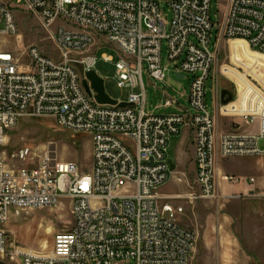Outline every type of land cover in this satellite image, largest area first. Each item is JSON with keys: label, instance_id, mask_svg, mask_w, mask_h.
Masks as SVG:
<instances>
[{"label": "built area", "instance_id": "2783aa9c", "mask_svg": "<svg viewBox=\"0 0 264 264\" xmlns=\"http://www.w3.org/2000/svg\"><path fill=\"white\" fill-rule=\"evenodd\" d=\"M225 1L223 37L243 41L250 50L264 55V0ZM211 2H169L173 19L167 32L158 0H0V261L191 264L196 234L168 215L175 212L171 207L160 206L159 190L172 174L166 158L169 139L183 129L193 133L199 193L188 197L191 203L214 200L222 185L241 182L218 171V158L264 157L262 89L252 83L262 99L254 95L259 112L226 115L228 105L221 103V92L215 87L219 116L239 118L246 126L257 125V133L220 132L218 117L207 108L206 82L216 63L210 45L214 28ZM17 8L37 17L48 31L58 21L72 25V30L62 26L51 34L60 61L31 47L27 53L30 65H24L8 50V39L18 34ZM97 37L105 38L122 54L115 63L116 82L130 94L126 101H117L130 107L100 105L83 87L86 73L95 71L100 60L113 62L107 55L99 58L89 53ZM164 40L176 74L195 75L188 97L190 108L183 109V114L145 112L143 76L146 72L150 79L164 81ZM237 92L229 105L242 100ZM164 108L182 109L171 98ZM25 117H48L64 130L88 135L92 141L91 171L84 173L75 162L49 157L31 168H11L6 155L8 135ZM249 183L255 184L256 179L250 178ZM62 200L70 203L73 225L70 231L56 235L50 253L25 250L9 241L4 226L13 211L55 207Z\"/></svg>", "mask_w": 264, "mask_h": 264}, {"label": "rangeland", "instance_id": "374dc122", "mask_svg": "<svg viewBox=\"0 0 264 264\" xmlns=\"http://www.w3.org/2000/svg\"><path fill=\"white\" fill-rule=\"evenodd\" d=\"M158 1L169 32L173 15L168 3L174 0ZM225 4V0L211 2L210 13L214 28L210 45L211 50L216 53V63L206 82V105L212 114L220 118L218 131H228L231 129L230 125H239L242 120L219 117L216 85L220 92L228 90L237 95L238 89L242 95V100L238 103L225 107L227 115L259 112L254 95L257 100L262 99L258 98V90L252 83L264 92V55L250 50L240 40L232 41L229 48V41L223 37L221 26L225 19ZM14 13L18 34L8 39V50L14 52L24 65H30L27 53L31 47H37L55 61H60V50L51 34L62 26L72 30V25L58 21L48 31L37 17L25 10L17 8ZM89 53L96 54L99 58L104 55L112 58V63L100 60L95 71L104 78L106 93L112 99L126 101L130 90L120 89L116 82L115 63L122 58L121 52L107 43L105 38L97 37L91 43ZM168 56L167 40H164L163 82L150 79L144 73L147 113L175 115L183 114V109L190 108L188 97L195 75L182 73L184 79L177 78L174 64L169 62ZM72 58L81 60L77 55H72ZM78 70L83 72V67L78 66ZM245 91L247 93L244 96ZM167 98L175 99L182 109L164 108ZM184 130L180 136L169 139L166 158L173 160L176 169L172 171L168 182L160 188L159 194L162 209L171 207L175 212H169L168 215L197 236L191 264H264V234L258 231L264 224V157L218 158V171L234 176L241 182L231 188L222 185L219 197L214 200L197 199L191 203L188 197L198 195L199 192L191 160L193 148L190 142L187 143L188 137ZM243 130L255 132L256 125H245ZM260 146H263L262 142ZM182 150L185 153L176 157ZM6 155L8 165L14 169L37 166L45 157L52 161L75 162L84 173H89L93 167L91 138L86 134L64 130L48 117L21 119L8 135ZM250 178L256 179L254 186L249 183ZM252 188L255 189L253 193L247 192ZM230 195L237 197L230 198ZM179 209L183 212L178 213ZM72 225L70 203L62 200L55 207L13 211L4 228L9 241L18 247L48 254L54 249L56 235L70 231Z\"/></svg>", "mask_w": 264, "mask_h": 264}, {"label": "water", "instance_id": "95a60500", "mask_svg": "<svg viewBox=\"0 0 264 264\" xmlns=\"http://www.w3.org/2000/svg\"><path fill=\"white\" fill-rule=\"evenodd\" d=\"M177 78H183L182 76L176 74ZM83 87L90 98H94L96 102L100 105H110V106H118L120 108L130 107L131 105L128 103H119L117 100L112 99L105 90V80L102 76H100L96 71L92 70L86 73V77L83 80ZM221 103L223 105H229L234 102L235 96L227 90L221 91ZM169 165L171 171L176 169V164L173 160H169ZM0 264H6L0 261Z\"/></svg>", "mask_w": 264, "mask_h": 264}, {"label": "crops", "instance_id": "0c3cea01", "mask_svg": "<svg viewBox=\"0 0 264 264\" xmlns=\"http://www.w3.org/2000/svg\"><path fill=\"white\" fill-rule=\"evenodd\" d=\"M233 40H231V41H229V48H230V45H231V42H232ZM230 52H231V50H230ZM224 113L227 115V113L224 111ZM220 117V116H219ZM220 119V118H219ZM219 119H218V122H219ZM233 125V124H232ZM230 125V127H231V129H229L228 131H221L220 130V132H233V131H245V130H243V126H245L244 124H243V122L241 121V123L239 124V125ZM185 131V133H186V135H187V143L188 142H190V144H192V148H193V151H192V153H191V160H192V165L194 166V170L196 171V166H195V147H194V137H193V133H192V131H191V129H185L184 130ZM183 132V131H182ZM182 132H181V134H182ZM258 132V127H257V125H256V131L254 132V133H257ZM180 134V135H181ZM180 135H178V136H180ZM187 147V144H186V146H185V148ZM184 148V149H185ZM186 150V149H185ZM185 153V151L184 150H182V151H180V152H178V154L176 155V157L178 156V155H180V156H182L183 154ZM219 172H221V171H219ZM222 173V172H221ZM224 173V172H223ZM255 184H253V185H251V186H254ZM224 186H226V187H234L235 185H226V184H224ZM223 190L225 189V191H227V189L226 188H222ZM255 189H248V191L247 192H249V193H253V191H254ZM246 193V192H245ZM242 196V195H241ZM264 222V221H263ZM256 230V229H255ZM260 233L262 232L263 234H264V224L262 225V227L258 230ZM257 231V232H258ZM258 232V233H259Z\"/></svg>", "mask_w": 264, "mask_h": 264}, {"label": "flooded vegetation", "instance_id": "af4514ba", "mask_svg": "<svg viewBox=\"0 0 264 264\" xmlns=\"http://www.w3.org/2000/svg\"><path fill=\"white\" fill-rule=\"evenodd\" d=\"M228 91V90H227ZM230 92V91H229ZM231 93V92H230ZM220 96H221V94H220Z\"/></svg>", "mask_w": 264, "mask_h": 264}]
</instances>
